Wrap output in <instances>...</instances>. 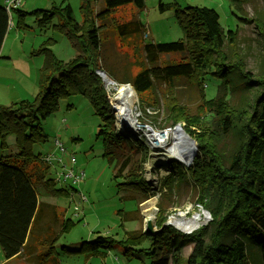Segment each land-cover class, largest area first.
Here are the masks:
<instances>
[{
  "label": "trees",
  "instance_id": "16d2710c",
  "mask_svg": "<svg viewBox=\"0 0 264 264\" xmlns=\"http://www.w3.org/2000/svg\"><path fill=\"white\" fill-rule=\"evenodd\" d=\"M228 1L238 8L240 0ZM101 2L102 7L95 11L93 0H79L80 22L68 3L31 11L13 9L16 29L29 28L26 17L32 16L37 27L50 26L51 30L62 34L74 54L66 61L57 58L48 47L55 40L47 38L33 52L44 55L33 99L0 104V147L6 146L7 135H13L17 148L13 154L0 156V249L6 259L24 253L34 256L38 264H59L55 243L74 224L70 217L64 216V209L37 200L38 186L57 198L68 197L75 191L72 185L57 187L43 154L32 150L35 143L47 141L41 122L56 109L59 98L77 93L88 99L100 117L96 137H102L101 155L112 167L117 191L145 192L138 181L136 163L146 147L142 139H131L116 129L98 74L103 70L115 78L113 72L104 69L99 62V29L104 20L111 18L117 8L129 4L141 9L144 0ZM171 7L173 3L162 5L163 9ZM174 15L183 37L163 42H145L142 39L144 25L138 17L121 21L112 18V27L120 40L140 45L146 62L130 78L118 82L131 84L137 93L150 90L154 81L171 86L180 77L194 78L201 85L208 75L219 79L222 87L229 85L233 66L225 69L227 55L221 50L225 41L233 44L235 30L223 31L217 11L205 5H187L176 9ZM53 18L57 19L55 23H52ZM254 20L264 28L263 20ZM8 26L9 15L0 4V49ZM214 56L221 59L220 68H216ZM238 70L258 85L249 110L232 108L224 94L206 98L200 87V102L194 113L183 108L170 113L171 122H185V130L197 142L199 153L187 169L175 162L177 168L171 170L176 171L175 175L177 170L180 174L187 173L199 186L197 203L208 211V224L184 234L170 225H162L164 217L160 216L156 225L161 228L153 234L126 230L123 240L97 234L93 240L82 241L72 252L86 257H105L107 251L120 245L126 255L142 252L148 257V264H264V73L252 77L241 66ZM209 112L217 116L221 133L234 125L230 116L240 121L241 140L226 164L212 141H201L203 133L209 132L213 124ZM194 126L202 133L193 130ZM117 214L121 221L133 219L131 210L118 209ZM181 241L192 245L185 257L179 251ZM144 242H148V246L141 247ZM248 244L252 250H248Z\"/></svg>",
  "mask_w": 264,
  "mask_h": 264
},
{
  "label": "rangeland",
  "instance_id": "374dc122",
  "mask_svg": "<svg viewBox=\"0 0 264 264\" xmlns=\"http://www.w3.org/2000/svg\"><path fill=\"white\" fill-rule=\"evenodd\" d=\"M60 0H21L20 9L31 11L33 9H48L52 4H58ZM73 9L75 19L80 22L79 0H66ZM4 0H0V3ZM164 3H173V7L163 9ZM187 5H205L214 8L219 15V24L223 31L227 29L235 30L234 42L223 44L222 52L227 55L225 69L233 66L229 73V85L222 87L220 80L206 76L201 85L194 78L180 77L173 81L171 86H165L159 81H154L152 88L145 93L134 91L133 114L136 115V126L142 128L145 124L151 125L157 133L165 128L181 127V131L187 134L193 141L194 155L191 160L183 164L177 162L183 169L193 165L198 153V144L186 130L183 120L177 122L170 121L171 110L183 108L188 113H194L200 102V87L206 98H213L226 95L229 105L234 109H250L252 97L255 95L258 85L246 79L238 68L248 71V75L254 77L264 73V28L256 25L254 19L264 21V0H240L238 8L230 4L228 0H144V6L136 9L132 5L117 8L111 13V18L104 20V25L99 29V54L101 66L113 72L115 78L110 74L113 85L102 79V86L107 95L108 111L114 114L112 99L117 94L115 85H122L127 82H118L130 78L146 62L140 45L133 46L122 42L112 27V18L116 21L128 20L138 17L144 25L145 42L173 41L183 37L182 28L175 17L176 9H184ZM95 11L102 7L101 0H93ZM14 13L10 15L9 27L3 40V55L10 56L9 61H5L7 66L0 67V92H4V82L15 85L13 77L18 76L20 87L26 88L28 100L33 99L38 88L39 68L42 65L44 55L33 53L37 51L41 44L49 37L56 41L48 46L57 58L69 59L74 54V50L69 41L59 32L46 29L39 31L33 17H27L26 23L30 26L27 29H16L13 26ZM57 20V19H56ZM54 21V20H53ZM99 22V21H97ZM47 46V45H46ZM66 61V60H63ZM221 59L214 56L216 68H220ZM238 62L240 64H238ZM237 68V69H236ZM129 84V83H128ZM131 85V84H130ZM35 86V91H33ZM3 89V90H2ZM16 89L15 87L13 90ZM8 103L19 101L13 96ZM8 100V101H9ZM21 100V99H20ZM108 100H111L109 103ZM1 104V103H0ZM173 107V109H172ZM114 112V113H113ZM209 117L213 120L210 131L202 135L201 141H212L216 152L221 156L224 164L229 162L233 150L241 140L238 130L239 119L230 116L234 125L221 133L219 125L216 123L217 116L209 112ZM114 116V115H113ZM100 124V117L95 113V109L88 99L81 94H71L59 98L56 109L41 122V131L47 135L44 143H35L32 147L34 153H53L58 151L54 144V139L62 143L65 151L60 153V157L65 161L66 168L72 167L75 171H83L84 179L78 183H61L56 181V186L72 185L76 191H72L68 197H54L46 193L38 186L39 200L49 202L55 201L59 210H65L64 216L70 217L74 222L73 226L64 232L55 243L57 259L59 264H148L149 260L142 252H134L130 255L124 253V248L116 245L107 251L105 257H86L81 253H74L80 243L85 240H93L97 234L112 237L116 240L125 238L126 230L144 231L146 221L153 222V229L157 228L156 222L160 216L164 217V223L171 222L170 225L178 232L188 234L195 229L208 224L210 215L198 203L199 186L195 185L193 178L187 173L180 174L176 163L170 164L166 161L158 160L164 153L163 148L153 147V139L148 137L146 131L142 129L135 132H125L116 129L127 137L142 139L146 147L141 150L136 163V172L143 193H133L131 191H117L116 181L112 178V167L107 160L102 157L103 142L102 137H96V131ZM193 130L201 132V129L192 127ZM5 147H0V156L13 154L17 151L13 135L5 137ZM158 153V154H157ZM157 155V156H156ZM73 156L75 163L70 164V157ZM151 163L149 170V181L140 176V166ZM60 164L54 160L50 166L49 175L55 177V171L59 170ZM167 179L164 181V178ZM165 182V183H164ZM196 182V181H195ZM167 184V185H165ZM165 185V186H164ZM146 191H148L146 193ZM84 199L80 200L79 196ZM126 198L123 200L122 198ZM132 198V199H128ZM78 207L79 215H74V206ZM189 212L186 216L194 212H200L202 220L196 228L184 232L170 221V218L177 216L178 211L186 209ZM118 209L131 210L133 219L121 221L117 214ZM162 211V212H161ZM207 239V233L205 235ZM180 242V238L177 239ZM148 246L144 242L141 247ZM191 242L181 241L179 251L185 257L191 250ZM136 248V247H135ZM248 250H252L251 245H247ZM5 260L0 249V264H38L34 256L22 253L12 261Z\"/></svg>",
  "mask_w": 264,
  "mask_h": 264
},
{
  "label": "bare ground",
  "instance_id": "6f19581e",
  "mask_svg": "<svg viewBox=\"0 0 264 264\" xmlns=\"http://www.w3.org/2000/svg\"><path fill=\"white\" fill-rule=\"evenodd\" d=\"M104 77L108 84H115L107 74H105ZM115 86L117 94L112 99V104L114 106L116 124L119 125L123 131L134 132L136 130V115L133 114V88L130 84ZM149 135L151 139H153V147L163 148L164 150V153L160 152V154H162L161 157L158 158L160 161H166L172 164L179 160L181 163L186 164L194 155L195 150L193 149V144L181 131L180 126L165 128L162 132L150 133ZM150 165L151 163L147 162L143 168L142 165L140 166V176L143 178L145 177L144 179H146V181H149L148 173L151 167ZM189 209L190 207L187 206L186 209L178 211L177 216H172L170 218V221L184 231H190L196 228L202 220L200 212H194L186 216L185 214L189 212Z\"/></svg>",
  "mask_w": 264,
  "mask_h": 264
},
{
  "label": "built area",
  "instance_id": "2783aa9c",
  "mask_svg": "<svg viewBox=\"0 0 264 264\" xmlns=\"http://www.w3.org/2000/svg\"><path fill=\"white\" fill-rule=\"evenodd\" d=\"M20 5H21V0H4L3 6L9 15V21H10V15L12 14L13 9L19 8ZM107 97H108L107 99H110V97L108 95H107ZM108 101H109V103H111V100H108ZM112 108H114V106ZM113 115H114L115 125H116L117 129L120 130L121 127L116 124L115 113ZM141 127L142 128L136 126V130L142 129L143 132L146 131L148 137H151L149 135L150 133H156V131L154 129H152L151 125L144 123V126H141ZM54 144H55L56 149L58 151L57 155H54L53 153H46L42 156L43 160L46 163H48L50 166L53 164L54 160L56 161L57 164H60L59 170L55 171V177H53L54 180L59 181V182L64 183V184L67 182H71L72 184L81 182L84 179V172L82 170L81 171H75L72 167L66 168L67 163L65 161H63L59 155L60 153H63L65 151V148L63 147L62 143L58 140V138L54 139ZM69 161H70V164L75 163L74 157L71 156ZM79 199L83 200L84 199L83 195H80ZM73 210L75 211L74 215L78 216L80 211L78 210V207L76 205L74 206Z\"/></svg>",
  "mask_w": 264,
  "mask_h": 264
},
{
  "label": "crops",
  "instance_id": "0c3cea01",
  "mask_svg": "<svg viewBox=\"0 0 264 264\" xmlns=\"http://www.w3.org/2000/svg\"><path fill=\"white\" fill-rule=\"evenodd\" d=\"M58 3H62V4H66V3H68L69 5H70V3L69 2H67L66 0H60V1H58ZM1 5H3V2L2 3H0ZM71 6V5H70ZM71 8H72V6H71ZM72 11H73V9H72ZM28 17H31V16H28ZM27 18V17H26ZM54 20V21H53ZM33 22H34V20H33ZM56 22V18H53L52 19V23H55ZM9 27V26H8ZM8 27H7V29H6V33H7V30H8ZM38 28V27H37ZM39 29V31H43V32H45L44 30H46V29H50L51 30V28H50V26H46V27H43V28H38ZM53 31V30H52ZM6 33H5V35H6ZM4 38H5V36H4ZM4 40V39H3ZM55 41H56V39H54ZM3 43V42H2ZM52 50H53V48H52ZM3 46L1 45V49H0V67H4V66H7V64L5 63V62H2L3 60H1V59H5V61H9L10 60V56H8V55H3ZM69 57L68 58H70L71 57V53H70V55H68ZM63 60H67V59H63ZM20 80L21 79H18V76L17 75H15L14 77H13V82L15 83V85H11L10 84V82H4V80H3V86H4V92L3 93H1L0 92V103L2 104V103H8V102H10L11 100H9V98L10 97H14V98H16L17 100H20V99H25V98H27V91H25L26 90V88H20V89H17L18 87H20L21 85L19 84L20 83ZM16 88V89H14L13 90V88ZM3 90V89H2ZM34 91H35V86H33V93H34ZM9 100V101H8ZM75 191H76V189H75ZM73 193V192H72ZM37 200H39V197H38V189H37ZM45 201V200H44ZM47 202H49V201H47ZM49 203H51V204H57L55 201H53V202H49ZM2 255H3V253H2ZM18 256V255H17ZM17 256H12L11 258H8V259H6L5 258V260L6 261H12L13 259H16V257ZM4 257V256H3ZM8 262H6V263H8Z\"/></svg>",
  "mask_w": 264,
  "mask_h": 264
},
{
  "label": "water",
  "instance_id": "95a60500",
  "mask_svg": "<svg viewBox=\"0 0 264 264\" xmlns=\"http://www.w3.org/2000/svg\"><path fill=\"white\" fill-rule=\"evenodd\" d=\"M98 74L102 77V79L104 80V81H106L105 80V77H104V75L106 74L103 70H99L98 71ZM112 82H113V80H111ZM122 85H128V83H125V84H122ZM120 130H121V128H120ZM125 132H127V131H125ZM190 141H193L186 133L184 134ZM164 224H171V222H169V221H167L166 223H164ZM163 224V225H164ZM160 229V228H159ZM159 229H153V222L151 221V220H147L146 221V226H145V228H144V232L146 233V234H148V235H150V234H153V233H155V232H157ZM184 232H187V231H184Z\"/></svg>",
  "mask_w": 264,
  "mask_h": 264
}]
</instances>
